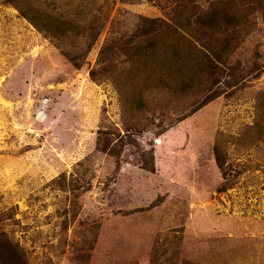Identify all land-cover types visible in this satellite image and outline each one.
Listing matches in <instances>:
<instances>
[{
	"label": "rangeland",
	"instance_id": "rangeland-1",
	"mask_svg": "<svg viewBox=\"0 0 264 264\" xmlns=\"http://www.w3.org/2000/svg\"><path fill=\"white\" fill-rule=\"evenodd\" d=\"M0 264H264V0H0Z\"/></svg>",
	"mask_w": 264,
	"mask_h": 264
},
{
	"label": "trees",
	"instance_id": "trees-1",
	"mask_svg": "<svg viewBox=\"0 0 264 264\" xmlns=\"http://www.w3.org/2000/svg\"><path fill=\"white\" fill-rule=\"evenodd\" d=\"M22 11V13L24 14V15H26V16H28V17H30V19H33V18H31L33 15H36V14H38L40 11H37V10H35L32 6H29V7H26V8H24L23 10H21ZM49 25H51V24H49ZM49 28H50V31H52L51 30V27L49 26ZM52 33H54L55 34V32H53L52 31ZM229 41L227 40V42H226V46L228 45L227 43H228ZM224 45H222L221 46V49H222V51L224 50ZM261 105H263V102L261 103Z\"/></svg>",
	"mask_w": 264,
	"mask_h": 264
}]
</instances>
